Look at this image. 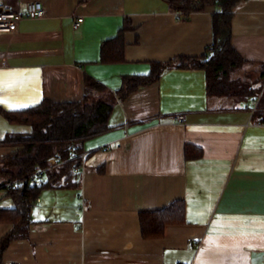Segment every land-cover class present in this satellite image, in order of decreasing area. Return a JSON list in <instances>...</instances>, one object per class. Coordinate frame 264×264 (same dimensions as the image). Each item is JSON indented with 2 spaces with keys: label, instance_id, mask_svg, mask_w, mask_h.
Segmentation results:
<instances>
[{
  "label": "crops",
  "instance_id": "0c3cea01",
  "mask_svg": "<svg viewBox=\"0 0 264 264\" xmlns=\"http://www.w3.org/2000/svg\"><path fill=\"white\" fill-rule=\"evenodd\" d=\"M31 1L0 0V10L24 12ZM38 1L45 18L0 32V108L8 112L45 99L80 100L91 91L87 76L116 94L126 77L149 74L153 61L201 56L214 43V16L223 11L210 5L178 20L172 0ZM76 15L84 16L78 28ZM126 18L124 60L102 62V44ZM230 40L247 61L264 62V0L237 2ZM259 98L239 105L209 96L206 71L192 67L169 68L118 98L111 128L83 144L80 185L43 189L31 206L28 236L6 246L1 264H264ZM28 130L0 111V137ZM187 145L201 154L187 157ZM18 149L0 145V159ZM175 200L185 201V221L145 238L141 212ZM13 206L0 186V210ZM12 228L1 219L0 239Z\"/></svg>",
  "mask_w": 264,
  "mask_h": 264
},
{
  "label": "trees",
  "instance_id": "16d2710c",
  "mask_svg": "<svg viewBox=\"0 0 264 264\" xmlns=\"http://www.w3.org/2000/svg\"><path fill=\"white\" fill-rule=\"evenodd\" d=\"M238 1H170L186 17L210 5L222 7L223 11L214 16V43L201 56L153 61L149 74L126 77L124 88L116 94L87 76L86 84L91 91L80 100L57 102L45 99L35 107L14 112L0 108L10 122L29 127L28 131L12 132L0 137V145L20 146V149L0 159V186L8 189L14 202L12 208L0 210V220L13 223V228L0 239V258L12 240L28 236L32 223L31 206L43 189L80 185V176L74 168L82 162L83 144L85 140L111 128L110 118L116 100L127 97L142 85L158 80L165 70L173 67L202 68L206 71L209 96L234 98L237 101L260 97L259 106H264V62L247 61L230 40L232 12ZM129 23L126 18L118 35L102 44V62L124 60L123 34L130 28ZM224 28L227 36L222 37ZM200 154V147L186 146L187 157ZM37 168L45 169L43 178L32 176ZM7 183L12 185L6 186ZM185 215L184 200H175L161 209L141 212L142 234L145 238L160 237L166 225L184 222Z\"/></svg>",
  "mask_w": 264,
  "mask_h": 264
},
{
  "label": "built area",
  "instance_id": "2783aa9c",
  "mask_svg": "<svg viewBox=\"0 0 264 264\" xmlns=\"http://www.w3.org/2000/svg\"><path fill=\"white\" fill-rule=\"evenodd\" d=\"M185 13L182 10L174 12L176 19L181 20ZM47 16V10L45 4L42 1H31L27 4V8L24 12L18 10L2 9L0 10V32L14 31L19 23L24 19H42ZM84 20L83 15H76L74 19V27L78 28ZM5 64V63H4ZM258 100L255 101L254 110L257 109ZM179 118L183 120L184 116L179 115ZM82 162L74 168L76 173H80L85 165V154L82 153ZM45 169L37 168L36 172L32 174L33 177L42 178ZM12 183H7L6 186H11Z\"/></svg>",
  "mask_w": 264,
  "mask_h": 264
},
{
  "label": "rangeland",
  "instance_id": "374dc122",
  "mask_svg": "<svg viewBox=\"0 0 264 264\" xmlns=\"http://www.w3.org/2000/svg\"><path fill=\"white\" fill-rule=\"evenodd\" d=\"M244 102H245V101H240L238 104H239V105H242V104H244ZM16 128H17V127H16ZM16 128H15V126H14V127H12L11 129H16ZM2 132H3V131H2Z\"/></svg>",
  "mask_w": 264,
  "mask_h": 264
},
{
  "label": "snow or ice",
  "instance_id": "6c2138e0",
  "mask_svg": "<svg viewBox=\"0 0 264 264\" xmlns=\"http://www.w3.org/2000/svg\"><path fill=\"white\" fill-rule=\"evenodd\" d=\"M0 102H3V101H0Z\"/></svg>",
  "mask_w": 264,
  "mask_h": 264
}]
</instances>
